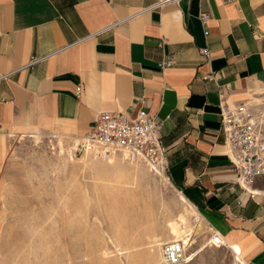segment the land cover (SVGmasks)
Masks as SVG:
<instances>
[{
	"label": "crops",
	"instance_id": "1",
	"mask_svg": "<svg viewBox=\"0 0 264 264\" xmlns=\"http://www.w3.org/2000/svg\"><path fill=\"white\" fill-rule=\"evenodd\" d=\"M156 1L0 0V76L13 72L0 79V174L14 137L80 139L100 112L144 107L163 122L166 172L194 215L242 264H264V183L238 184L220 129L222 104L264 100V0L144 10Z\"/></svg>",
	"mask_w": 264,
	"mask_h": 264
},
{
	"label": "rangeland",
	"instance_id": "2",
	"mask_svg": "<svg viewBox=\"0 0 264 264\" xmlns=\"http://www.w3.org/2000/svg\"><path fill=\"white\" fill-rule=\"evenodd\" d=\"M253 104L264 137V100ZM78 142L14 137L0 174V264H164L168 225L181 215L194 229L188 254L198 252L185 264H235L230 247L211 245L216 230L203 215L197 221L166 170L126 153L101 157Z\"/></svg>",
	"mask_w": 264,
	"mask_h": 264
},
{
	"label": "built area",
	"instance_id": "3",
	"mask_svg": "<svg viewBox=\"0 0 264 264\" xmlns=\"http://www.w3.org/2000/svg\"><path fill=\"white\" fill-rule=\"evenodd\" d=\"M179 0H158L145 8L160 7L168 2ZM211 15L201 13L200 20L208 35L207 27ZM205 55L209 49H202ZM47 57L32 56L27 67L32 66ZM169 58L162 62L168 66L174 64ZM13 72L0 76L8 78ZM82 89L77 90L80 95ZM221 131L225 138L226 153L238 172V182L243 188L264 179V137L259 131V120L254 116V105L249 101L236 105H221ZM262 115V110L260 111ZM163 122L152 115L148 109L139 108L134 114L121 111H102L95 118L93 124L78 146L89 150L101 157L126 153L131 158L140 159L144 163L162 170H166L167 147L162 143ZM211 245H225L223 236L215 231L210 239ZM164 264H185L190 256L184 241L173 240L162 245Z\"/></svg>",
	"mask_w": 264,
	"mask_h": 264
},
{
	"label": "bare ground",
	"instance_id": "4",
	"mask_svg": "<svg viewBox=\"0 0 264 264\" xmlns=\"http://www.w3.org/2000/svg\"><path fill=\"white\" fill-rule=\"evenodd\" d=\"M258 101V99L257 100H255V103ZM156 170H158V171H161L160 169H156ZM184 199V198H183ZM184 201V200H183ZM195 217H196V219H197V221L199 222L200 220H202V216L200 215V214H197V215H194ZM178 219V218H177ZM181 219V220H180ZM180 221L182 222V223H180V222H175V221H173V222H171L168 226H169V230H168V232H169V240H178V241H184L185 243H186V245H187V247H190V245L191 244H193V242L194 241H192V236H191V234H192V232H193V228L192 227H190V226H187V225H183V223H184V221H185V217H184V215L182 216H180ZM174 220H176V219H174ZM197 222V223H198ZM202 222V221H201ZM185 224V223H184ZM198 225V224H197ZM151 227H149V229H150ZM152 229V228H151ZM151 232H152V230H151ZM154 232V231H153ZM152 234V233H151ZM156 234V232H154L153 233V235H155ZM148 235H150L149 234V232H148ZM153 235H150V236H153ZM168 240V241H169ZM223 240H224V242H225V245L227 246V247H230L232 250H233V252L235 253V256H236V262H235V264H241V260L239 259V256H238V251H239V248L237 247V245H235V244H226V241H225V239L223 238ZM152 241H154V242H156V244H158V246H160L163 242H159V240H153L152 239ZM152 241H149V242H152ZM152 246L153 245H149V247L148 248H152ZM220 246H222V245H220ZM224 246V245H223ZM150 251V255H151V258H153V259H155L156 258V253H154V249L153 250H149ZM203 251V250H202ZM198 254V252H195V253H192L191 254V256H190V260L189 261H191V260H193L194 259V257L196 256Z\"/></svg>",
	"mask_w": 264,
	"mask_h": 264
}]
</instances>
